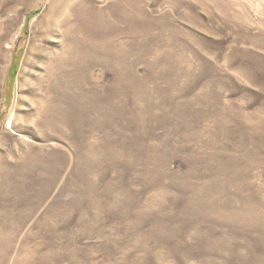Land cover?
Segmentation results:
<instances>
[{"label": "rangeland", "instance_id": "rangeland-1", "mask_svg": "<svg viewBox=\"0 0 264 264\" xmlns=\"http://www.w3.org/2000/svg\"><path fill=\"white\" fill-rule=\"evenodd\" d=\"M0 264H264V0H0Z\"/></svg>", "mask_w": 264, "mask_h": 264}]
</instances>
